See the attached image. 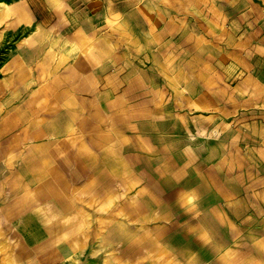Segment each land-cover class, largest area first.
I'll return each instance as SVG.
<instances>
[{"label":"rangeland","instance_id":"1","mask_svg":"<svg viewBox=\"0 0 264 264\" xmlns=\"http://www.w3.org/2000/svg\"><path fill=\"white\" fill-rule=\"evenodd\" d=\"M235 8L263 13L264 0H0V264H209L196 257H210L211 243L227 242L208 239L212 233L257 231L264 213L257 194L264 186V94L205 95L236 108L207 128L187 113L188 80L181 76L202 70L205 59L207 78L223 66L219 53L215 64L214 43H193L199 35L213 39L219 10ZM58 60L62 85L71 82L64 77L76 61L83 68L112 63L103 77L121 94V106L109 112L117 141L137 145L135 123L158 118L157 140L139 127L138 148H124L135 175L119 184L101 176L87 187L121 190L116 206L90 208L88 216L79 210L73 217L71 95H62L60 128L40 110L41 94L54 82L43 64ZM21 61L31 71L18 89L27 105L18 99L19 113L11 116L5 103L14 86L6 71ZM171 120L173 134H159ZM232 197L247 204L230 206Z\"/></svg>","mask_w":264,"mask_h":264},{"label":"crops","instance_id":"2","mask_svg":"<svg viewBox=\"0 0 264 264\" xmlns=\"http://www.w3.org/2000/svg\"><path fill=\"white\" fill-rule=\"evenodd\" d=\"M221 16V24L219 29L215 32L216 36L213 39L207 40L205 35L197 36V40L193 43L200 49L201 46L214 43L212 48L215 64H218L215 53L221 56L220 62L223 64L222 68L224 76L221 77L222 71L218 69L216 73L205 77L206 59L202 60V70L185 69L182 72V79H187L183 83V94L188 97L185 102L187 113H193L194 117L198 118L199 122H207V128L213 124L216 127L217 123L222 118L221 112L223 110L236 111L234 104L232 107H222L220 100L212 104L210 99H206L209 95L219 97L221 95H235L240 92L239 89H244L242 95L245 96H260L264 94V12L253 10V8H235L232 13H227L224 9L219 10ZM254 16H256L254 18ZM231 17V18H230ZM198 53H202L198 50ZM193 63V60L190 61ZM198 63L200 60L198 58ZM213 63V65H212ZM81 63L76 61L73 63V69L69 72L65 80L71 79L70 83L62 85L63 79L61 61H53L52 63H44V69L52 71V75L45 78H52L54 80L52 88H45L41 94L40 110L45 115L44 117L53 118L51 124L56 129L60 128L61 123L57 124L58 113L62 110V95L69 93L71 101H73V143H71L73 150V217L76 216L77 211L81 210L85 216L90 215L88 209L112 207L116 206L113 202L119 199L121 190L116 186L112 190H97L91 191L87 187L96 184L101 180V176L115 177L113 183L119 184L122 176L135 175L137 166H132L127 162L124 148L129 145L138 148L139 141L142 139V131L146 135H150L157 140V126L158 118L150 117L142 125L133 126L138 144L136 145L132 139L127 142L114 138L115 133L111 126L115 124L114 116H111V106L120 107L122 99L120 93H116L118 84L112 79L105 78L108 74L109 64L98 65L88 63L85 68ZM209 67L214 66V62H208ZM28 64L24 61L19 63L11 62L7 66L6 80L12 81L11 94L7 95L5 107H7L14 116L19 109H14L17 100L21 101L22 107L26 103L24 99L23 90L19 93L20 86L24 85L25 80L31 78V71L27 69ZM243 73L244 78H238ZM186 74V75H185ZM106 75L105 77H103ZM180 76V75H179ZM177 76V77H179ZM103 77V79L101 78ZM206 84L210 88L206 87ZM9 86V84L7 85ZM207 90V91H206ZM205 95H207L205 97ZM21 96V100L20 97ZM11 105V109L9 108ZM123 105V104H122ZM236 105V104H235ZM237 106V105H236ZM106 111L108 114H106ZM210 112V116H206L201 112ZM109 112L110 115H109ZM52 113V114H51ZM201 113V114H200ZM22 117V113H21ZM51 118V119H52ZM115 119V120H114ZM110 120L112 122H110ZM54 127V128H55ZM142 127L145 130L140 128ZM200 127V126H199ZM167 128L169 130L161 131V135H172L174 123L169 121ZM199 130V129H198ZM115 142H113V141ZM126 141V140H125ZM132 149V148H131ZM140 158V157H139ZM188 158V161H194V157L186 154L183 157ZM199 158V157H197ZM192 161V165L194 162ZM79 164V166H77ZM79 176H83V183L78 186L82 180ZM86 177V178H85ZM96 177V178H95ZM253 186H248V191ZM87 188V189H86ZM257 194L261 197V207L264 211V186L257 190ZM241 197V196H240ZM117 202V200L115 201ZM240 202H245L242 198L232 197L230 206ZM247 202V200H246ZM245 202V203H246ZM247 204V203H246ZM80 213V214H81ZM257 225V231H238L230 233H222L217 237L215 233L210 235L208 239H223L227 241L225 244L211 243V250L213 254L200 258L197 256L198 262L203 261L209 264H264V213ZM201 236V235H200ZM203 238L206 239V237ZM222 244V246H221ZM212 256V257H211Z\"/></svg>","mask_w":264,"mask_h":264}]
</instances>
